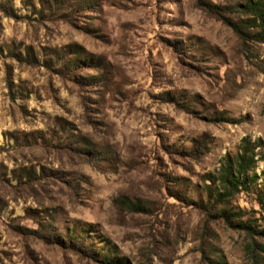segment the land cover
Here are the masks:
<instances>
[{"label": "rangeland", "instance_id": "1", "mask_svg": "<svg viewBox=\"0 0 264 264\" xmlns=\"http://www.w3.org/2000/svg\"><path fill=\"white\" fill-rule=\"evenodd\" d=\"M82 2L0 0V264H264L233 226L264 228V42L196 0ZM243 137L230 225L193 202Z\"/></svg>", "mask_w": 264, "mask_h": 264}, {"label": "trees", "instance_id": "2", "mask_svg": "<svg viewBox=\"0 0 264 264\" xmlns=\"http://www.w3.org/2000/svg\"><path fill=\"white\" fill-rule=\"evenodd\" d=\"M84 2L82 0H61L65 8L71 7L79 11ZM196 6L210 14L215 15L218 19L232 27L242 39L250 38L256 41L264 42V0H244L236 5H216L208 0H196ZM3 7H7L4 5ZM7 13V12H6ZM73 69V66L70 67ZM259 141H252L249 137H243L233 157L225 156L217 171L209 177L215 183V198L212 204L194 205L202 211L205 217H213V209L221 213L227 224L232 225L234 213L226 210V204L241 188L247 189L250 183L255 181V148ZM203 151L202 148L196 147L191 150L177 151L179 155L197 156V152ZM260 205L264 206V191L258 194ZM240 212H237L239 214ZM233 226L244 230L245 239L248 241L244 244L245 255L249 259H257L258 255L264 250V245L256 240L257 234H264V228L257 229L250 221L238 220ZM77 249L84 251L81 245ZM215 263V262H214Z\"/></svg>", "mask_w": 264, "mask_h": 264}]
</instances>
